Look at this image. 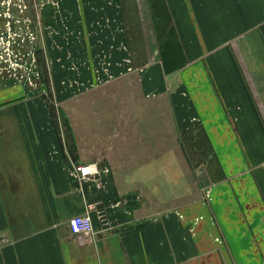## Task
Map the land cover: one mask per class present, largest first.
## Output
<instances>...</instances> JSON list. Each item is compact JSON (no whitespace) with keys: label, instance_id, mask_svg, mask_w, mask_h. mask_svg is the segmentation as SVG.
Wrapping results in <instances>:
<instances>
[{"label":"crops","instance_id":"crops-1","mask_svg":"<svg viewBox=\"0 0 264 264\" xmlns=\"http://www.w3.org/2000/svg\"><path fill=\"white\" fill-rule=\"evenodd\" d=\"M157 1L169 22L155 43L173 54L154 55L142 80L180 133L211 145L206 195L155 212L115 198L101 172L80 178L43 105L0 75V264H264L262 0ZM87 211L93 231L73 233Z\"/></svg>","mask_w":264,"mask_h":264},{"label":"rangeland","instance_id":"rangeland-1","mask_svg":"<svg viewBox=\"0 0 264 264\" xmlns=\"http://www.w3.org/2000/svg\"><path fill=\"white\" fill-rule=\"evenodd\" d=\"M164 11L157 0H0L4 83L43 105L39 119L61 152L97 162L115 198L155 212L206 195L215 164L207 138L196 128L180 133L166 97L151 87L148 95L142 80L154 55L173 54L155 43L168 26Z\"/></svg>","mask_w":264,"mask_h":264},{"label":"built area","instance_id":"built-area-1","mask_svg":"<svg viewBox=\"0 0 264 264\" xmlns=\"http://www.w3.org/2000/svg\"><path fill=\"white\" fill-rule=\"evenodd\" d=\"M80 178L96 177L100 174V166L97 162H85L76 166ZM70 230L73 233H85L93 231L92 217L89 211L73 216L69 221Z\"/></svg>","mask_w":264,"mask_h":264}]
</instances>
